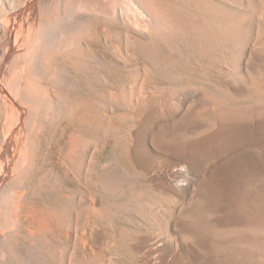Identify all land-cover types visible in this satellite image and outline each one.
I'll use <instances>...</instances> for the list:
<instances>
[{"label":"rangeland","instance_id":"obj_1","mask_svg":"<svg viewBox=\"0 0 264 264\" xmlns=\"http://www.w3.org/2000/svg\"><path fill=\"white\" fill-rule=\"evenodd\" d=\"M71 2L72 49L63 0H35L19 35L40 26L36 49L7 51V98L32 110L27 131L41 125L28 200L71 215V264H264V0ZM70 135L84 139L71 168ZM13 183L0 194L11 225ZM22 237L3 241L0 264L67 263L57 244V258L37 259Z\"/></svg>","mask_w":264,"mask_h":264},{"label":"bare ground","instance_id":"obj_2","mask_svg":"<svg viewBox=\"0 0 264 264\" xmlns=\"http://www.w3.org/2000/svg\"><path fill=\"white\" fill-rule=\"evenodd\" d=\"M27 1L30 4H32V3L35 4V0H27ZM89 1L97 2L98 5L104 3V0H89ZM71 3H72L71 0H63V4H62L63 8H62V13H61L63 18H67L69 20V22H67L66 26L63 27L64 32L67 34L66 35L67 38L63 39L64 38L63 37L62 38L63 42H61V43H63V45H62L63 49L67 50V52L72 47V45H75V44H73V41L71 40L72 37H71V39H70V37H68V33H69L68 31L72 28L71 24H72V15H73V13H72L73 3L72 4ZM137 3H139V2H137ZM34 4L30 5L33 7H31V9H29L30 12L28 13L26 11L27 9H24L23 7H21L22 0H0V129L2 131L1 133L3 134V136H0L2 138V142L0 144V194H2L3 186L5 184H8L9 182L10 183L12 182V184H14L13 182H15V187H16L15 189H12V191H10V193H11V195L15 201L14 205L16 207V210L11 211V212H10V210H9V212L5 211L11 217V218L10 217L9 218L12 220V225L8 224V223L6 224V223H4V221L3 222L0 221V260L5 261V259L8 258V249L7 248L5 249L2 246V243H4L3 241L6 240L7 238H9L10 233L16 232L19 236H23L22 238H27L26 244H27L29 249H33L37 253L35 255V257H37V259L39 258L42 260V259H44V257L47 258L48 253L50 254L49 256L52 257L53 259L57 258L55 255L62 249L61 255L65 258V260L67 262L66 264H71L72 252H73V245L70 244L71 243L70 239L72 238V234H73L72 227L70 226L71 220L69 217L71 215H69V213H67L65 210H62L61 208H60L61 210L55 209L54 207L53 208H46V207L45 208H42V207L35 208L34 205H32V203L28 200V191H27L26 185L24 184L25 182L22 180L23 174H25L24 173L25 165L28 163V161H31V160H29L31 152L28 149L29 133H30V131H34L36 128L39 130L41 125L39 126L36 122H33V124L30 125V127L32 126L31 130L27 131L25 128V123H26L25 118H27V115L29 114L28 112H30L29 110H31V109H29L28 106L22 105L19 100H18L19 101L18 102L17 100L13 99L14 97L12 99L7 98V54H9L8 52L12 53V51L17 50V51L22 53L23 58H26L30 54H32V51L36 49V47L39 43V37L34 36V33H32V32H37L38 29H40V26L35 25V28H36V30H35L34 25L32 24L31 34H29V32H28V34L25 35L27 33V31L25 32L24 31L25 29L23 30V28H24L23 24L24 23H22V21L24 18L21 17L23 14H25V16H29L30 19L34 21L38 17V13H37L36 8H35L36 5H34ZM106 4H104V6ZM146 4H148V3H146ZM151 8H149V9H151ZM146 9H147V7H146ZM8 10L10 11V17L7 15ZM120 11H122V10H120ZM142 12H144V11H142ZM148 12L150 13V11H148ZM120 13H122V12H120ZM116 14H117V12H116ZM54 17H56L55 14H54V16H51L50 19H48L47 21H44V22L41 21L40 22L41 26L45 29L54 28V26H53L54 20H55ZM151 17H152V15H151ZM261 18H262V16L259 17V19H261ZM57 19H58V15H57ZM37 22H38V19H37ZM29 23H31V22H29ZM26 24H27V22H26ZM146 24H147V22H146ZM197 27H198V25H197ZM23 31L25 34L19 35V33L23 32ZM61 33H63V32H61ZM65 33H64V35H65ZM7 37L11 41V43H9L10 45L8 46V48H7V41H8ZM105 43H104V45H105ZM125 46H126V44H125ZM9 50H11V51H9ZM61 50H62V48H61ZM31 59H33V58H31ZM33 62H35V61H33ZM33 62H31V63H33ZM67 66H69V65H67ZM22 68L24 70V66ZM59 72L62 73L64 75V77H70L69 76L70 73L68 74L67 70H65V69L63 70V69H60L58 67L53 68L52 72L50 73V77H53L56 79L57 74ZM45 78H46V76H45ZM69 79L71 80V78H69ZM63 80L65 81V79H63ZM55 82H57V81H55ZM50 87H51V85H50ZM142 87H144V86H141V88L138 89L135 97L143 98L145 96V94L148 92L146 88H142ZM51 94L55 97L59 93L54 88H51ZM16 95L17 94H15V95L12 94V96H16ZM112 96H114V95H112ZM16 98H17V96H16ZM110 98H111V96H110ZM56 114H58V113H56ZM40 130H41V128H40ZM70 136H71V137H69L70 138L69 139L70 146L67 149L63 148V149H66L63 155L65 156V161H67L66 166H68L69 168L72 167L71 162H70L72 157H74L78 153L82 154L81 151L79 152V147L82 148V146H79V145H82V144H80V142L82 143L84 140V139L82 140L79 137L77 138L76 135H75L76 138L72 137V135H70ZM77 151H78V153H77ZM79 154L77 156H79ZM53 167H51V170H53L52 169ZM53 172H54V170H53ZM86 173L87 172L85 169L84 170V174H85L84 176L87 175ZM65 196H66V199L68 198V200H70L71 196L69 194H66ZM34 203L35 202H33V204ZM5 205H6V203H5ZM1 206L4 208L3 205H1ZM2 220H4V219H2ZM21 226H22V229L19 228ZM58 239H64L65 242L61 243L60 242L61 240L59 241ZM23 243L25 244V242H23ZM26 244L24 246H26ZM56 244H57V246L61 247V249L56 247ZM23 256H24V254H23ZM30 259H33V258H30ZM0 263H3V261ZM37 263H42V262L38 261Z\"/></svg>","mask_w":264,"mask_h":264}]
</instances>
